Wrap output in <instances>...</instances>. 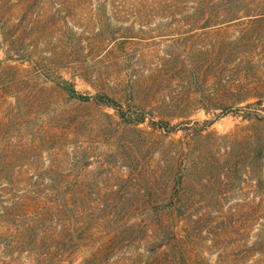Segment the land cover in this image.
<instances>
[{
    "label": "trees",
    "instance_id": "1",
    "mask_svg": "<svg viewBox=\"0 0 264 264\" xmlns=\"http://www.w3.org/2000/svg\"><path fill=\"white\" fill-rule=\"evenodd\" d=\"M87 1L92 0H0V51L4 50L9 59L19 54L11 45L14 41L10 32L12 26L7 25L11 18L24 19L29 16L38 19L32 23L31 29L40 32L37 37L41 35L42 40H47L39 29L41 18L49 19L47 14L49 15L51 10L59 12L61 8H65L68 14H74L78 11V5L75 3L82 4ZM238 1L244 2V0H107L127 7L139 23V31L145 32L143 28H150L152 21L157 19L158 27L168 32L164 34H181L184 31L195 30L218 33L222 31V25L242 18L241 13L253 12L248 6L237 7ZM49 3L59 6L48 9L46 4ZM69 29L72 34L73 29ZM133 29L134 25L121 28L98 20L95 31L88 41L91 43L82 49L79 58L94 55L105 41H112L116 47L129 41L131 38L129 34ZM220 44L221 41H218L214 46L210 45L208 52L194 51L191 54L190 69L186 70L182 77L185 79L192 75L194 84L198 85V78L204 75L205 82H215V94H219L213 95L209 92L202 97H196L190 95L185 88L180 96L161 105L165 110L174 105L179 110L197 105L207 112L218 109L217 115L235 108L244 110L241 117L247 123L225 134H218L208 129L209 127L190 125L184 127L183 136L175 139L172 135L180 129L179 124H171L162 117L150 119L148 123L160 139L158 156L153 163L147 162L141 172L134 173L136 177L129 180L122 177L121 180L138 188L132 195H122L111 188L105 193L83 191V194L79 195L72 190L64 193L59 191L63 179L58 178L48 181L50 189L48 187L44 191L29 189L31 192L23 196L10 195L8 199L3 191H6L9 185L23 183L20 189L30 186L27 177H16L11 174L15 169L12 160L17 157L16 153L40 149L50 155L62 154L64 143L60 142L73 137L79 127L61 129L49 127L37 133L31 132L29 133V139L33 137L31 143L28 141L24 144L22 141L13 150L8 149L6 167L3 168L8 167L10 173L0 177V264L15 262L21 252L27 254L32 264H43V261L60 264L56 247H63L65 244L82 247V244L86 246L91 241L96 243V247L90 253L92 261L104 262L109 252L119 253L121 248L129 252L126 254L125 264H198L197 261L200 262L202 259L199 258L200 254L194 249V245L197 246L198 241L204 239L202 232L206 212L212 210L214 211L212 216L218 226V234H215L212 240L216 245L223 246L225 252L228 250V241H231L228 239L237 233L232 219L238 214L246 215L247 211H250L248 218H252L258 225L252 247L260 258L255 264H264V111L255 107L260 106V101L264 98V83L251 82V77L246 81L240 78L251 74L250 66H246L238 76V72H234L237 71L235 60L228 59V54L234 52L233 47L223 48ZM63 51L61 62L71 58ZM122 51L123 54H128L125 49ZM50 59H53L51 63H56L57 57ZM230 63L232 66L229 69L227 64ZM222 65L229 71L221 68ZM91 70L96 73L94 77L102 73L96 68ZM78 72L85 75L88 71L80 67ZM232 75L233 77L229 79L228 77ZM57 84L69 97L81 101H99L102 105L112 107L121 118L128 116L134 120H144L141 111L127 110L128 114L119 113L122 109L121 104L107 93L99 91L94 95L80 93L66 79L57 80ZM251 96L256 100L241 105ZM134 98H137L135 93L132 94V101ZM138 103L134 101L132 104L140 108L141 105ZM202 123L206 125L208 121ZM80 152L82 150L78 153ZM242 181L250 182L253 199L249 203L228 201ZM20 205L25 208L21 213L18 210ZM245 205L247 207L244 209L240 208ZM225 207L227 210H224ZM198 208L203 209L204 213L194 217L192 212ZM17 212L20 215H17ZM10 229L14 232V239L7 243L6 238L11 233ZM9 249L16 255L9 254ZM229 253H232L231 249L219 258V264H234L228 257L232 255Z\"/></svg>",
    "mask_w": 264,
    "mask_h": 264
},
{
    "label": "rangeland",
    "instance_id": "2",
    "mask_svg": "<svg viewBox=\"0 0 264 264\" xmlns=\"http://www.w3.org/2000/svg\"><path fill=\"white\" fill-rule=\"evenodd\" d=\"M75 4L78 5V11L74 14H68L65 8H61L59 12L51 10L47 14L49 19L43 17L39 20V29L47 40H42L41 35L37 37L40 32L32 31V23L38 20L34 17H17L7 21V25L12 26L10 32L14 41L11 45L19 54L9 59L4 50L0 51V177L10 173L8 167L3 168L6 167L8 149L13 150L22 141L24 144L28 141L31 143L33 137L29 139V133L49 127H79L73 137L60 142L64 143L62 154L50 155L40 149L16 153L17 157L12 160L15 169L11 174L27 177L30 186L20 189L23 183L9 185L3 191L8 199L10 195L23 196L30 190H47L48 181L58 178L63 179L59 191L64 193L71 190L79 195L83 191L105 193L111 188L122 195H132L138 188L124 180L136 177L134 173L141 172L147 162L153 163L158 156L160 139L151 129L148 123L150 119L162 117L171 124H179L180 129L172 135L175 139L183 136L184 127L190 125L209 127L218 134H225L247 123L241 117L244 110L231 108L217 115L218 109L207 112L196 105L179 110L174 105L165 110L161 103L180 96L185 88L196 97L209 92L219 94H215V82H205L204 75L198 78V85L194 84L192 75L182 78L186 70L190 69L191 54L196 50L208 52L210 45L214 46L218 41H221L220 46L223 48L233 47L234 52L228 54V59L235 60L237 71L234 72H238V76L246 66H250L251 74L240 78L246 81L251 77V82L264 83V0L238 1L237 7L248 6L253 12L241 13L242 18L222 25V31L218 33L195 30L181 34H164L168 32L158 27L157 19L152 21L150 28H143L145 32H141L139 23L127 7L107 0ZM58 6L46 4L48 9ZM100 19L121 28L134 25L129 34L130 40L117 47L112 41H105L94 55L79 58L82 49L91 43L88 41ZM69 28L73 29L72 34ZM124 49L128 54H123ZM62 51L71 58L61 62ZM53 57H57L56 63H51L53 59L50 58ZM227 66L230 69L232 63ZM80 67L85 68L87 74L80 75ZM92 68L102 73L94 77L96 73ZM221 68L229 71L223 65ZM59 79L68 80L83 94L94 95L98 91L107 93L121 104L119 113L141 111L144 120L138 121L128 116L121 118L112 107L102 105L99 101H81L69 97L57 84ZM134 93L137 98L132 101ZM255 100L251 96L241 105ZM134 101L139 102L140 108L133 106ZM255 107L264 111V98L260 106ZM205 120L208 121L206 125L202 123ZM79 150L82 152L78 153ZM122 177L124 180H121ZM69 183L75 185L70 186ZM249 184V181H242L228 201L249 203L253 199ZM21 205L18 209L20 213L25 209ZM244 207L247 205L240 208ZM249 212L246 215L238 214L232 219L237 233L228 239L231 241H228L227 249L232 250L229 253L232 255L228 257L234 264L259 262L260 255L252 247L258 225L248 218ZM200 213H204V210L198 208L192 215L197 217ZM17 215H20L19 212ZM206 215L202 232L204 239L199 240L197 246L194 245L202 259L197 263L219 264V258L228 250L225 252L223 246L216 245L212 240L218 234L214 211H208ZM10 231L7 243L14 239V232ZM95 247V241L86 246L82 244V247L65 244L56 247V254H59L60 264H125L127 261L125 257L129 252L121 248L119 253L109 252L104 262L92 261L90 253ZM9 254L16 255L12 249H9ZM31 261L26 253L21 252L18 259L10 264H32ZM42 263L50 264L47 261Z\"/></svg>",
    "mask_w": 264,
    "mask_h": 264
}]
</instances>
